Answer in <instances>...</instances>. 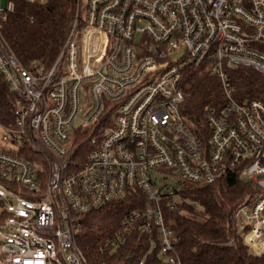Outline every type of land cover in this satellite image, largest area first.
Returning <instances> with one entry per match:
<instances>
[{
	"label": "built area",
	"instance_id": "1",
	"mask_svg": "<svg viewBox=\"0 0 264 264\" xmlns=\"http://www.w3.org/2000/svg\"><path fill=\"white\" fill-rule=\"evenodd\" d=\"M83 1L54 62L29 65L1 29L15 2L0 0V80L14 94L0 120V264H89L82 216L132 196L107 248L139 228L151 246L139 264H184L163 200L232 172L260 187L232 218L263 254L264 101L237 100L229 71L264 73V0H86L85 14ZM198 69L219 78L223 99L194 128L183 83ZM157 170L176 181L159 185Z\"/></svg>",
	"mask_w": 264,
	"mask_h": 264
},
{
	"label": "trees",
	"instance_id": "2",
	"mask_svg": "<svg viewBox=\"0 0 264 264\" xmlns=\"http://www.w3.org/2000/svg\"><path fill=\"white\" fill-rule=\"evenodd\" d=\"M13 1L14 11L1 22L4 36L23 62L51 65L76 19L78 0ZM229 73L237 100L264 101V73L250 66L235 67ZM183 90L182 111L194 128H200L205 123L206 105L223 99L220 80L198 69L186 77ZM13 95L9 84L0 80V120L12 118ZM90 137L82 133L80 146L87 147ZM259 191L257 183L232 172L208 185L181 183V201L165 197L166 221L177 239L176 251L184 264H264V253L258 255L250 250L232 218L234 210ZM136 199L132 196L115 201L82 216L77 240L89 264H139L149 251L150 237L139 228L120 247L111 250L106 246L107 237L119 228ZM175 199L176 203H171Z\"/></svg>",
	"mask_w": 264,
	"mask_h": 264
},
{
	"label": "rangeland",
	"instance_id": "3",
	"mask_svg": "<svg viewBox=\"0 0 264 264\" xmlns=\"http://www.w3.org/2000/svg\"><path fill=\"white\" fill-rule=\"evenodd\" d=\"M84 3L86 2V0L83 1ZM85 7H86V3L83 6V14H85ZM82 107L84 108L86 105V102L89 100V94L87 92L86 87L82 88ZM221 96L223 97V93L221 91ZM2 135V131L0 130V136ZM155 174L157 175V183L159 185H163L164 183H174L176 181V179L174 178L173 174H167L166 171L163 170H157L155 171Z\"/></svg>",
	"mask_w": 264,
	"mask_h": 264
}]
</instances>
